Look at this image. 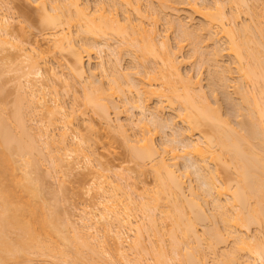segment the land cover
I'll use <instances>...</instances> for the list:
<instances>
[{
	"label": "bare ground",
	"instance_id": "1",
	"mask_svg": "<svg viewBox=\"0 0 264 264\" xmlns=\"http://www.w3.org/2000/svg\"><path fill=\"white\" fill-rule=\"evenodd\" d=\"M92 1L35 0L45 24L42 27H48L44 38L48 51L41 48L38 39L32 43L18 38L13 18L7 15L9 10L0 16V47L4 50V45H11L19 62L28 61L29 67L22 75L25 84L21 83L23 94L17 96L18 104L15 102L18 106L11 117L9 113L2 115L5 108L0 113V264L33 263V255L72 264H210L209 252L217 264H264V0H182L187 12L191 11L187 13L183 7L184 14L198 16L197 21L187 17L189 23L166 17L171 8L179 13L177 5L174 9L168 0H100L94 7ZM160 19L167 24L166 31L178 32L176 45L170 43L169 32L168 37L162 36L165 32L161 34L158 28ZM184 46L191 47L188 57L182 55ZM53 49L72 57L64 66L68 72L61 69L59 73L57 66H48V76L43 77L41 61L48 65L46 53L51 50L48 55L52 54ZM93 52L101 59L97 62L100 75L97 69L85 66L86 57L88 64L93 60ZM123 55L134 63L130 70L125 68L128 71L121 69ZM189 57L197 59V71L200 65L204 67L198 76L190 70L183 73V58ZM224 57L230 58L232 66L225 65ZM205 68L210 96L203 93ZM69 72L80 81H68ZM58 82L67 91L65 95L75 91L74 97L78 92L74 83L81 82L82 104L78 105L83 109L79 113L72 111L77 101L67 110ZM219 89L233 105L226 116L233 114L234 121L221 112L224 103L216 101ZM209 97L216 99L212 100L216 106ZM24 102L26 112L22 111ZM77 106L73 109L78 110ZM90 108L104 120V132L123 138L139 167L138 174L150 168L152 187L139 175L137 180L133 178L129 168L122 167L117 173L97 159L90 140L101 131L90 118L86 130H90L89 136L90 132L94 135L91 139L75 122L78 114L83 119ZM112 108L119 116L124 108L138 110L140 116L136 121L131 115L127 122L116 123ZM165 109L170 111L167 117ZM36 116L45 124L39 133L37 126L33 133V125H27ZM56 123L62 126L58 139L56 130L49 129ZM166 127L174 137L172 134L157 143L160 128ZM70 131L77 141L68 142ZM75 153L76 164L70 165ZM40 154L45 160L50 158L55 176L58 173L56 177L62 179L59 183L65 175L82 169L97 179L88 190L89 194L94 192L95 202L82 207L81 224L74 222L70 213L60 217L57 210H47L45 201H40L41 179L33 177ZM179 159L188 165L182 163L183 167ZM64 167L70 172L65 174ZM191 174L200 182L199 187L193 184ZM207 211L214 221L209 218L210 225L207 222L205 229H199ZM223 244L230 249L224 246L222 253L219 246Z\"/></svg>",
	"mask_w": 264,
	"mask_h": 264
},
{
	"label": "rangeland",
	"instance_id": "2",
	"mask_svg": "<svg viewBox=\"0 0 264 264\" xmlns=\"http://www.w3.org/2000/svg\"><path fill=\"white\" fill-rule=\"evenodd\" d=\"M98 1L100 2V0H93L92 1V6H93V4L94 5H96L97 3H98ZM105 1V0H104ZM107 1V0H106ZM169 1V2H168ZM167 2L169 3V5H172L173 4V6H174V9H176L177 7H178V9L177 10H179V13H181L182 12V10L184 9V10H186V12H187V9L188 8H185V7H188L187 5L184 7V5H182V0H179V1H181V2H179L178 0H168ZM178 1V2H177ZM197 1H199V0H197ZM94 2H97L96 4L94 3ZM144 2H145V0H144ZM174 2V3H173ZM175 2H177V3H175ZM200 2V1H199ZM198 2V3H199ZM201 2H202V0H201ZM200 2V3H201ZM146 3V2H145ZM144 3V4H145ZM167 3V4H168ZM171 3V4H170ZM181 3V5L179 6L178 4H180ZM175 4L177 5L176 6V8H175ZM186 4V3H185ZM106 5H107V2H106ZM105 5V6H106ZM12 8H11V7ZM108 6L109 5H107L106 7L108 8ZM145 6V5H144ZM168 6V5H167ZM7 7V8H6ZM8 7H10L11 8V10H10V8H8ZM94 7V6H93ZM170 7H172V6H169V8ZM180 7V8H179ZM184 7V8H183ZM167 8V7H166ZM165 8V9H166ZM183 8V9H182ZM5 9H7V10H5ZM168 9V8H167ZM173 8H171V10H169L168 9V11H166V12H168L167 14H170V15H167L166 14V17H170L169 19H179V18H182L184 21L187 19V17L188 16H186L184 13H185V11L183 10V12L181 13V14H179V13H177L175 10H174V12H176V13H174L173 12V10H172ZM9 10V11H8ZM181 10V11H180ZM8 11V12H7ZM39 9L37 8V4L35 3V0H0V16H1V14H3V13H8L7 15H9V16H11V18H13L11 21H13L12 22V24H14L13 25V27L15 26L16 27V32H17V36H18V38L20 39V40H25L26 42H27V40L29 41V42H32L33 43V41H35V40H37V41H39L40 40V45L42 46L41 48H44L43 50L44 51H48V50H46V49H49L50 47H48L47 48V46H49V45H47V43H48V41H46L44 38L46 37V35L45 34H47L49 31H48V27L47 26H45L47 29H45V28H43L42 26H44V25H42V21H41V18H40V16H39ZM10 12V13H9ZM188 12H189V10H188ZM187 12V13H188ZM191 12V11H190ZM189 12V13H190ZM172 13V14H171ZM186 13V14H187ZM179 14V15H178ZM191 14V13H190ZM189 14V15H190ZM241 15H243L244 17H245V19H246V15H244V14H241ZM240 15V20H241V18H243V16H241ZM173 16V17H172ZM175 16V17H174ZM191 16V15H190ZM190 16L188 17V18H190ZM165 17V16H164ZM163 17V18H164ZM165 17V19H167ZM179 17V18H178ZM193 17L194 18H192V16H191V20H193V19H195L196 20V18H198V16L196 17V14H194L193 15ZM244 18L242 19L243 21L245 20ZM198 20V19H197ZM196 20V21H197ZM240 20H238V21H240ZM241 20V21H242ZM160 23H159V25H158V28H159V30H161V34L163 33V32H165V33H163V37H165V35H167V37H168V34L166 33V32H169V37L168 38H170V43H172V44H174V45H176L175 43H176V41L178 40V38H176V37H178L176 34L178 33L177 31H175L174 29L172 30L171 28V30L170 29H168L167 31L165 30V29H167V27H166V23L164 24V19H160ZM166 21V20H165ZM187 21V23H189V21L190 20H186ZM195 21V22H196ZM192 22V21H191ZM190 22V23H191ZM194 22V21H193ZM192 22V23H193ZM194 22V23H195ZM245 22V21H244ZM197 23V22H196ZM241 23V22H240ZM14 27V28H15ZM163 31V32H162ZM174 31V32H173ZM177 32V33H176ZM45 36H44V35ZM49 37V36H48ZM43 38V39H42ZM47 38V37H46ZM177 39V40H176ZM45 40V41H44ZM175 40V41H174ZM222 42V41H221ZM49 44V43H48ZM1 45H3L2 43H0V46ZM7 45V47L4 45L3 46V48H4V50H2V48L0 47V71H1V77H0V113H3L4 111V109L3 108H5V111L6 112H4L2 115H9L10 113H12L13 112V109L16 107V106H18V105H16L15 104V102L18 100V102H19V99H18V97L19 96H22V92H23V89H22V87H21V83H23V84H25V80H24V78L22 77V75L24 74V72H27L28 70H29V67H28V64H27V62L28 61H23V63H20L19 62V58H17L16 56H18L17 55V51L15 50V48L13 49L12 47H11V45L9 46V44H6ZM185 45H188V44H186L185 43ZM11 47V49H9ZM189 48V49H188ZM210 48V47H209ZM209 48H207V49H209ZM52 50V49H51ZM51 50L49 51V52H51ZM190 50H191V47L189 46H184V49L182 50L183 51V53H182V55L184 54L185 55V57H188V52H190ZM48 52V53H49ZM53 52H54V49H53ZM52 52V54H49L48 55V53H46L47 54V56H48V58H46L45 60L46 61H48L47 63H48V65H46L45 63V65L43 64V62L41 61V63H42V65H41V68L43 69L42 71H43V77H47L48 75V73H47V71H46V69L48 68V66L50 67V66H52V67H54V68H56V66H57V68L59 69L58 71H59V73L61 72V69L62 70H64L65 71V74L68 72V71H66V69L67 68H65L64 66H66V64L69 62V61H71V58L72 57H70L69 55L70 54H66L65 52V54L63 53V55L60 53V52H54L53 53ZM61 55H60V54ZM94 53H96V52H93L92 54L93 55H91V58L93 59V60H91L90 61V64H88L89 63V60H87L88 58L86 57V59H85V66H86V68H88L89 69V67H90V69H97L98 68V63L100 62V58H99V55L97 56V53L96 54H94ZM124 54H126L125 52H124ZM181 55V56H182ZM67 56V57H66ZM97 56V57H96ZM125 56V58L121 61V69H123V70H126V69H131L129 66H132V64H134V63H132L133 61L130 59V56H128V55H123V57ZM189 56H190V53H189ZM19 57V56H18ZM64 57H65V59H64ZM184 57V56H183ZM227 57V56H226ZM8 58V59H7ZM11 58V60L12 61H9V59ZM21 58V57H20ZM70 58V59H69ZM13 59H14V61H13ZM22 59V58H21ZM66 59H68V61L66 60ZM100 59V60H99ZM191 59H193V58H191ZM190 59V57L189 58H183V60H185L184 61V64H182L183 66H182V70L184 71L183 73H185L186 71H189V73H191V75H193V74H195V76L197 75L198 76V71L200 70V69H203V68H201V65H200V69L197 71V69H198V66H197V64H196V61H197V59L196 58H194L193 60H191ZM230 58L228 57V58H225L224 57V60L226 61H224L226 64L225 65H227V63L229 64L230 62V60H229ZM59 60L60 61H62L63 63H64V65H62L61 66V64L60 65H58L59 63H61V62H59ZM65 60V61H64ZM98 60V61H97ZM199 61V60H198ZM58 62V63H57ZM67 62V63H66ZM98 62V63H97ZM70 63V62H69ZM130 65H129V64ZM197 63H199V62H197ZM232 63V62H231ZM196 64V65H195ZM95 65V66H94ZM97 65V66H96ZM232 66V64H229V66ZM58 66H61V67H58ZM128 66V67H127ZM197 68H196V67ZM127 67V68H126ZM126 68V69H125ZM57 70V69H56ZM191 70H192V72H191ZM57 71V72H58ZM100 71V70H99ZM99 71H98V69L96 70V72H97V74H99L100 75V73H99ZM126 71H128V70H126ZM203 72H205V73H202V84H203V93L205 92L206 93V95H208V96H210V86L209 87H206V84L208 85L209 84V82L207 83V72H206V68L204 69V70H202ZM69 74H71L70 72H69ZM69 74H67V77H68V81H69V78H71V76H74V74L72 73L70 76H69ZM210 74V69H209V73H208V75ZM195 76H194V79H195ZM210 76V75H209ZM33 77H35V76H33ZM64 77V76H63ZM42 77H40V79H41ZM73 78V77H72ZM71 78V80H72V84H73V82L75 81V82H78V81H80L78 78V81H77V79H76V77H74L73 79ZM44 80V79H43ZM207 80V81H206ZM106 81V80H105ZM204 82V83H203ZM59 84V88H62L63 87V85H62V83L61 82H58ZM61 83V84H60ZM80 84H81V82H79ZM105 83H107V82H105ZM232 83H234V82H232ZM20 84V85H19ZM80 84H77V83H74V85L76 86V88H75V86L73 85V87L75 88H73L74 90H77L76 92H77V95H75V97H74V93H75V91H73V92H71V93H69V95H65V94H67V91H65L64 90V88H62L61 90H59V92H61L60 94H61V99L63 100L64 98V100H63V102H64V104L65 105H67L66 106V108H67V110H69V108H70V106H71V104H72V101L74 102V101H77V102H79V103H77V102H74L75 104H72V111H74V113L76 112V114L77 113H79L78 111L79 110H81V109H83V107H82V105H78V104H80L81 102H82V100L81 101H79L80 99H82V98H80L81 96H80V91H81V89H82V84L80 85ZM62 85V86H61ZM231 86H232V84H230ZM18 86H20L19 88H18ZM23 86V85H22ZM231 86H229V87H231ZM78 88V89H77ZM20 89V90H19ZM209 89V91L208 92H206L207 90ZM229 89V88H228ZM234 89V87L232 86L231 88H230V90L232 91ZM18 90L20 91L19 93H18ZM205 90V91H204ZM64 91V92H63ZM72 91V90H71ZM82 92V91H81ZM221 90L219 89V91H218V93L216 94V96L218 95V94H220V97L216 100V99H212L211 97H209V99H210V101H211V103H213V101L214 100H216V101H221V103H224V104H221L220 106H222L223 107V109L224 110H222L221 112L223 113V115L225 114V116H226V114H227V111H233V105H232V103L230 104V102H229V100L227 99V97L224 95V94H222L223 92H221ZM230 92V91H229ZM233 92L234 91H232L231 92V94L233 95ZM19 94H21V95H19ZM64 94V95H63ZM222 94V95H221ZM230 94V95H231ZM19 95V96H18ZM82 95V94H81ZM231 95V96H232ZM235 95V96H234ZM233 95V97H234V99H236L238 96H237V94H234ZM18 96V97H17ZM69 96V97H68ZM76 96H78L79 98L77 99V97ZM211 96H213V95H211ZM237 96V97H236ZM51 96H48L47 98H50ZM70 97H72V98H70ZM20 98V97H19ZM226 98V99H225ZM232 98V97H231ZM75 99H77V100H75ZM224 99H225V102H224ZM118 100V102H121V99H117ZM120 100V101H119ZM213 100V101H212ZM18 102H16L17 104H18ZM215 102V101H214ZM217 103L216 102V104H220V103ZM228 102H229V104H228ZM67 103V104H66ZM77 103V104H76ZM25 104V102L23 103V106H22V111L24 110L25 112H26V110H25V108H26V106L24 105ZM82 104V103H81ZM121 104H122V102H121ZM226 104V105H225ZM73 105H75V107L73 106ZM78 105V106H77ZM216 106L214 103L212 104V106ZM15 106V107H14ZM76 106L77 107H79V109L77 110V109H73V107L74 108H76ZM230 106H232L231 108H230ZM24 107V108H23ZM222 107H220V108H222ZM81 108V109H80ZM71 109V108H70ZM15 110V109H14ZM87 110V109H86ZM113 110V111H112ZM167 109H165V112H166V117L167 116H169L170 115V111L169 110H167ZM70 111V110H69ZM72 111H71V113H72ZM111 112V117L113 118V120H114V122H116V120L118 121V120H122L121 122L123 123L124 121H126L127 122V120H129L130 118H128V116L130 117L131 115V118L132 119H135V121L137 120V117H139L140 116V114H139V112H138V110L136 111L135 109L134 110H126L125 108L123 109V111L124 112H121L120 114V116L119 115H117L118 113H117V111L115 110V109H111L110 110ZM114 111H116V113L114 112ZM127 112H129L128 114H127ZM131 112V113H130ZM168 112V113H167ZM9 113V114H8ZM127 115H126V114ZM133 113V114H132ZM229 113V112H228ZM116 114V115H115ZM130 114V115H129ZM169 114V115H168ZM235 114V113H234ZM73 115H75V114H73ZM81 115V113L80 114H78V117L79 118H75V119H78L77 121H75L76 122V124L78 123V124H81V126L83 127H81L80 128V130L83 132V130H84V134H85V132L87 133V135H88V137L89 138H93V137H91V136H94V135H92L91 134V132H90V136H89V131L88 130H86L87 129V124H88V121H90V118L93 120V123L94 124H96V127H97V129H99L101 132H100V135L98 134V136H94L95 138L94 139H92V141H94V140H96L97 139V141H94V142H92L91 140H90V144L92 145L91 146V149L92 150H94L95 152H97V159H101L103 162L105 161V163H107L110 167H111V169L113 170V169H115L116 171L115 172H117L118 173V171H122L121 170V168L122 167H124V168H122V169H126V168H129L131 171H128V170H126V172L128 171V172H130L132 175V177L133 178H135L136 180H137V175H139L140 177H142V179H140V180H143V178L145 179V181L144 182H146L147 181V183L148 184H146V185H149V187L151 186L152 187V184H153V174L151 173L150 174V168H149V170H147V171H149V173L146 171V173H145V171H144V173H143V175H142V173H141V175L140 174H138V172L140 173V171H139V167H138V165H137V163L133 160L132 161V158H131V154H130V150H128V148L125 146V143H124V141H122L123 140V138H121V136L118 134V133H113V132H108L110 135H112V136H110V138H109V136H107V135H109L108 133H106V131L104 132V130H107V128L105 127V124H103V121H102V119H101V117H99V115L98 114H96L95 112H93L92 110H91V108L90 109H88V111L85 113V115H83L84 116V118L82 119V116H80ZM133 115L135 116V117H133ZM139 115V116H138ZM230 116L232 115V116H234L233 114H229ZM10 117H11V114L9 115ZM47 116H48V114H47ZM86 116V117H85ZM115 116H117L118 118H116ZM224 116V117H225ZM231 116V118H232V120L234 121V119H233V117ZM45 118H46V116H44ZM44 117H43V119H44ZM48 117H50V116H48ZM47 117V118H48ZM76 117V116H75ZM81 117V118H80ZM89 117V118H88ZM121 117V118H120ZM227 118H229V119H231L230 117H228V116H226ZM35 118V117H34ZM33 118V120H32V118H31V122L30 123H28L27 122V125H28V127H29V125H31L30 127L31 128H33L34 127V130L32 129V131H33V133H34V131H37L38 130V128L39 127H41L42 128V126H44L45 127V124H43L42 122L41 123H39L38 122V119H39V121L41 120L40 118L41 117H37L36 116V118L34 119ZM46 118V119H47ZM51 118V117H50ZM46 119L45 120H43V122L44 123H46L47 121H46ZM88 119V120H87ZM11 120V119H10ZM35 120V121H34ZM37 120V121H36ZM52 120V119H51ZM83 120H85L84 121V123L87 121V123H86V125L82 122ZM124 120V121H123ZM46 121V122H45ZM53 121V120H52ZM79 121V122H78ZM50 122V121H49ZM49 122H47L48 124H46V125H49ZM52 123V122H51ZM83 123V124H82ZM116 123H120V122H116ZM115 123V124H116ZM234 123V122H233ZM41 124H42V126H41ZM32 125H33V127H32ZM52 126H53V124H51ZM50 125V126H51ZM59 124H57L56 123V125L54 124V126L53 127H50L49 126V129H52V131L54 132V130H56L55 131V135H56V137L55 138H59V133H60V131L62 130L61 129V124L59 125V127L60 128H56L57 126H58ZM38 128H37V127ZM56 126V127H55ZM80 126V125H79ZM150 126L152 127L153 125L150 123ZM106 129H105V128ZM61 129V130H60ZM86 130V131H85ZM98 130V131H99ZM29 131H30V129H29ZM31 131V132H32ZM39 131H40V128H39V130H38V133H39ZM57 131H58V133H57ZM81 133V132H80ZM83 133H82V135H83ZM159 135H157L156 137H157V139H156V137H155V139L157 140V143H163V142H165L166 141V139H167V137H171V135L174 133H172V130H170V129H168L167 127L166 128H162V130H161V128H160V130H159ZM57 134H58V136H57ZM105 134V135H104ZM35 135H36V132H35ZM86 135V136H87ZM120 136V137H119ZM97 137V138H96ZM172 137H174V134L172 135ZM57 138V139H58ZM164 139H165V141H164ZM171 139V138H170ZM170 139H168L169 141H170ZM41 140H44V138H41ZM171 140H173V139H171ZM74 141H77L76 140V138H74V136H73V134L71 133V131H70V133H69V135H68V142L69 143H71V142H74ZM42 142V141H41ZM40 142V143H41ZM96 142V143H95ZM173 142V141H172ZM93 143V144H92ZM43 144V143H42ZM42 144H41V147H42ZM176 144V143H175ZM45 145H43V147H44ZM93 147V148H92ZM44 149V148H43ZM90 149H88V151H89ZM46 149H45V151L43 152L44 154H45V156L47 155L46 153ZM44 154H40L41 156H40V158H39V160L42 158H44L45 156H44ZM62 154V153H61ZM76 154V153H75ZM73 154V159L71 158L70 159V162L72 161V163L70 164V165H75L76 164V162L75 161H77V159H78V155L76 154ZM44 156V157H43ZM62 156H63V154H62ZM37 157H39V155H37ZM36 156H35V158L36 159H38ZM46 157H48V156H46ZM45 157V158H46ZM64 157H66V156H64ZM63 157V158H64ZM15 158H17V156H15ZM45 158L42 160L41 159V162L38 160V162H40V164H38V166H34L35 168H37V169H34L33 170V177H37V178H39V179H41V180H39V182L41 183L40 184V187H41V192H40V194H41V196H40V201H45V206L47 207V210L49 209L50 210V207H51V210L53 209V211L55 212L56 210V212H57V215L60 213V217H62L64 214H65V212H67L69 215H70V217H71V215H72V220L74 221H76V223H80L81 224V221H80V216L82 217V214H83V212H82V210H83V208H85V205L86 204H88L89 205V203L90 204H92L93 202H95V198H94V196H93V194H94V192H93V194L91 195V194H89L88 193V190L91 188V187H93L92 185H94L93 183V180H96L97 181V179H94L95 177L93 176V175H91V174H89V170H83L82 169V172L81 171H78L79 173H73V175H69L70 173V171H68L67 172V169H66V167H67V163H66V167H64L66 170H64V172H66L65 174H67V173H69L68 175L70 176H66L65 175V178H64V176L62 177V178H64L63 180L64 181H62V183H63V185H62V183H59L58 181L60 180V179H58L57 177H58V173H57V177L55 176V174H56V172L54 173V171L56 170V169H53L52 170V166L50 165L51 164V161H50V163H49V160L48 159H50V158H48L47 160H45ZM77 158V159H76ZM36 159H35V163L37 162L36 161ZM66 159H67V157H66ZM99 159V160H100ZM179 161H180V159H179ZM69 162V163H70ZM183 162H185L184 160H182V162L180 161V165H182L183 166V164L184 165H188V163L186 162V163H183ZM53 163V162H52ZM183 163V164H182ZM54 164V163H53ZM52 164V165H53ZM68 166L70 169H71V167L72 166ZM181 166V167H182ZM52 167V168H51ZM184 167V166H183ZM63 168V167H62ZM193 168H191V171H194L195 172V170H192ZM146 170V169H145ZM220 170H222V169H220ZM61 171V170H60ZM74 171H76V170H74ZM89 171V172H88ZM64 172H62V173H64ZM81 172V173H80ZM125 172V171H124ZM62 173H59L60 175L62 174ZM120 173V172H119ZM191 173H193V172H191ZM222 173V172H221ZM195 174V173H194ZM194 174H191L192 175V182H193V184H195L197 187H199V185H198V182L197 181H195L196 180V176L194 175ZM224 174V172L221 174V175H223ZM64 175V174H63ZM76 175V176H75ZM62 176V175H61ZM136 176V177H135ZM138 176V177H139ZM93 177V178H92ZM139 177V178H140ZM223 179H224V176H223ZM58 180V181H57ZM62 180V179H61ZM60 180V181H61ZM138 181H139V179H138ZM197 182V183H196ZM200 183V182H199ZM60 185V186H59ZM62 187V188H61ZM91 196H93V198L91 197ZM209 206L210 205H208V208H209ZM83 207V208H82ZM211 208V207H210ZM209 208V209H210ZM208 209V211H210ZM47 210H45V211H47ZM206 210H207V208H206ZM208 211H207V219L206 220H204V223H201V224H199L198 225V227H199V229L200 228H202V227H204L205 225H207L208 223H209V221L210 220H212V218L210 217V213H208ZM213 211V212H212ZM48 212V211H47ZM211 213H214V209L212 208V210L210 211ZM51 213H52V211H51ZM50 213V214H51ZM67 213L64 215L65 217H67L68 215H67ZM82 213V214H81ZM49 214V213H48ZM210 214V215H209ZM67 215V216H66ZM209 216V217H208ZM212 216V215H211ZM209 218H211L210 220H209ZM215 218V217H214ZM60 219V218H59ZM62 220H64V218L62 219ZM77 220H78V222H77ZM208 220V221H207ZM61 221V219L59 220V222ZM74 221V222H75ZM80 221V222H79ZM212 221H214V220H212ZM211 221V222H212ZM215 221H216V219H215ZM208 222V223H207ZM61 223H62V221H61ZM207 223V224H206ZM213 223H215V222H213ZM213 223H211V224H213ZM203 224V225H202ZM202 225V226H201ZM209 225H210V223H209ZM255 228V230H253ZM202 229H205V227L204 228H202ZM252 230L254 231L253 233H255V231H256V227L255 226H253V228H252ZM201 231V230H200ZM131 235V234H130ZM232 241H229V244H228V242L226 243V244H228L229 245V247H231L232 245H230V244H232L231 243ZM148 244V243H147ZM225 246V244H223V246H219L220 248H221V250L219 251V247H218V251L219 252H221L223 249H222V247H224ZM227 247V245L224 247V248H226ZM227 250H229L228 249V247L226 248ZM226 250V251H227ZM219 252H217V253H219ZM212 252H209V258L211 259V257H210V254H211ZM217 253H215V255L217 254ZM222 253H223V251H222ZM221 253V254H222ZM213 254V253H212ZM212 254H211V256H212ZM31 255V254H30ZM215 255H214V257H215ZM219 255H220V253H219ZM32 256V255H31ZM30 256V257H31ZM108 256V255H107ZM110 256V255H109ZM221 256V255H220ZM43 257V256H42ZM213 257V256H212ZM217 258H218V254H217V256H216ZM215 257V258H216ZM32 258H35V260H33V261H35V262H31V263H28V264H34V263H37V264H49L50 263V259H51V262L52 261H54L55 263H60V264H72V263H64V262H60V260L58 261V259L57 258H55V259H57V260H55L54 258H47V257H44V258H47L48 260L46 261L44 258H41V257H38V256H32ZM208 258V262H210V264H217V263H215V261L214 260H212L211 259V261H210V259ZM38 259V260H37ZM40 259H42V261L40 260ZM44 259V260H43ZM37 260V261H36ZM216 260V262H217V259H215ZM44 261V262H43ZM213 261H214V263H213ZM21 262V264H27V263H22V262H24V261H20ZM53 262V263H54ZM151 261H146L145 263L146 264H149ZM15 263V262H14ZM13 262L11 263V264H14ZM19 263V262H18ZM54 263V264H55ZM57 263V264H58ZM144 263V264H145ZM15 264H17V263H15ZM20 264V263H19ZM51 264V263H50ZM209 264V263H208ZM221 264H225V263H221Z\"/></svg>",
	"mask_w": 264,
	"mask_h": 264
}]
</instances>
